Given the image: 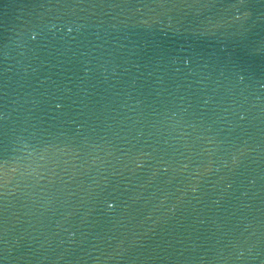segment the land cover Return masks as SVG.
Returning <instances> with one entry per match:
<instances>
[{"label":"water","instance_id":"obj_1","mask_svg":"<svg viewBox=\"0 0 264 264\" xmlns=\"http://www.w3.org/2000/svg\"><path fill=\"white\" fill-rule=\"evenodd\" d=\"M0 264H264V0H0Z\"/></svg>","mask_w":264,"mask_h":264}]
</instances>
